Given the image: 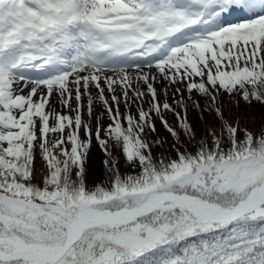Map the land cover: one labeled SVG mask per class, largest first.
Instances as JSON below:
<instances>
[{
	"label": "snow or ice",
	"instance_id": "6c2138e0",
	"mask_svg": "<svg viewBox=\"0 0 264 264\" xmlns=\"http://www.w3.org/2000/svg\"><path fill=\"white\" fill-rule=\"evenodd\" d=\"M225 97L264 104V0H0V264H264V128L228 121ZM187 101L218 121L207 135ZM155 120L173 155L153 154ZM93 138L129 171L106 160L89 188Z\"/></svg>",
	"mask_w": 264,
	"mask_h": 264
},
{
	"label": "rangeland",
	"instance_id": "374dc122",
	"mask_svg": "<svg viewBox=\"0 0 264 264\" xmlns=\"http://www.w3.org/2000/svg\"><path fill=\"white\" fill-rule=\"evenodd\" d=\"M158 75V74H157ZM166 83V82H164ZM157 90H158V95L160 97V100H161V103H163L165 100H167L169 103H172L173 104V107H176L175 103H174V99L175 98H178V94L175 93V88H169L168 90V93L167 95H165V92H164V86L160 83H157ZM181 87L183 88V85H181ZM27 91V90H25ZM106 95L109 97V103H112L110 97H111V94L110 93H106ZM116 95L118 96H121V93L119 90H117V93ZM187 91L185 90L184 91V97L185 99L187 98ZM87 95H85L82 100H83V105H84V114H83V119L88 122L92 129L95 130L97 127H100V128H104L108 125V123L110 122L109 121V117H108V113L106 112L105 110V107L104 105L101 103V101L98 99V95L96 94V96L93 98L94 99V104H93V108H92V115L89 116L88 115V112H87ZM195 98V97H194ZM149 98L146 96L145 97V100H148ZM200 100H201V103L202 105H204V98L203 97H200ZM86 102V103H85ZM224 105H227V107H224V114H225V118L230 121L232 118L230 116L233 115V112H232V108H230L228 106L229 104V101L227 98H224ZM130 103V107H131V112L132 114L135 116L138 109H137V104L135 103H131V101H129ZM188 103V113H187V116H188V120L190 119V116L189 114L194 112V109L192 107V102L191 101H187ZM51 104L52 106H54L57 110H61L65 113L68 112V109L66 108H62L61 105H60V102H59V98L57 96H53L51 98ZM235 104V102H234ZM236 105V104H235ZM255 108L256 109H259V104L256 102L255 104ZM73 106H75V101H73ZM113 107L115 108V105L113 104ZM148 107L147 104H145V109ZM250 105H247L245 106L244 104H239L238 105V112L239 114L237 115L238 116V120L242 121V122H245L246 121V124H248L250 126V128H255V127H259V128H264V107L260 108V110L258 111V113L256 112H253V114L250 113V110L251 108ZM237 108V109H238ZM255 108H253V110H255ZM120 111L122 113H126L127 109L125 107V104L123 102V97L121 96V103H120ZM177 111H180L179 108H177ZM246 113V114H244ZM230 115V116H229ZM198 116L197 113H194L193 114V117L196 118ZM208 116L211 117V114H209ZM164 117L165 119L168 121H174L176 120V118L174 117V115L171 113V112H166L164 113ZM215 126L214 123H212V128ZM103 132H101V136L103 137ZM80 136H81V139H84L85 138V133L83 131V129L81 130L80 132ZM107 148V154H110V155H113L115 153V150L117 149V145L114 141H109V143L102 147L100 144H99V141L95 140V138L92 139V143L88 149V152H91V151H94L92 152L94 154V156L96 157L97 160L95 161H92L91 164V170H92V174L93 176L95 177V179H102L100 181L104 182L106 179H103L104 177H102V165L100 164L101 162H99L100 158H101V155H99L100 153L99 152H102V151H105L104 148ZM99 155V156H98ZM37 165L38 169H39V178L37 180H35L34 182L35 183H40L41 181V178L44 176L43 175V171H47V168H46V165H45V162L41 159L40 157V154L39 152H37V158H36V162H35V166ZM43 168H46L45 170H43Z\"/></svg>",
	"mask_w": 264,
	"mask_h": 264
},
{
	"label": "trees",
	"instance_id": "16d2710c",
	"mask_svg": "<svg viewBox=\"0 0 264 264\" xmlns=\"http://www.w3.org/2000/svg\"><path fill=\"white\" fill-rule=\"evenodd\" d=\"M225 98H227V97H225ZM240 104H244L245 106L250 105L251 107H249V108H251V110H250L251 114H253V112L258 113L260 108L264 107V104L258 103L260 108L256 109L255 108L256 102H254L252 104H246L243 101H241ZM202 106H204V105H202ZM228 106L230 108H232V112H233L232 116L229 115L232 118L230 120V122H238L242 127L247 128V129H249L251 131H254V132H259L260 131L261 128H259V127L250 128V126L248 124H246V121L242 122V121L238 120V116L237 115L239 114V112H238L239 108H238L237 105L234 104V102L229 103ZM224 107H227V105H224ZM253 108H255V110H253ZM193 109H194V112L189 114V116H190L189 122H191L194 125L197 137L199 138V137L207 135L206 128L208 130H210L212 128V123H214L213 122V116H212L211 113H209L207 111H204L203 112V117L201 118L200 110H197L194 107H193ZM194 113L198 114V116L196 118L193 117ZM209 114H211V117L208 116ZM244 114H246V113H244ZM154 122L156 123L157 132L153 133L151 138H153V139H166L167 143L164 144L163 148H160V147L154 148L153 149V154L156 155V156H159L160 154H163L165 156L173 155L174 153H173V150L171 148V145L175 142V138L171 137L165 131L163 126L160 124L159 120H155ZM168 122L173 128H178L176 120H174V121H169L168 120ZM216 124H218V121L215 122V125ZM188 147L191 150L192 146L188 145ZM92 152H94V151H91V152L87 153V158L85 160V165H84L85 166V172H84L85 182H86V184H87V186L89 188H93L95 185L103 183L102 181H100L102 179H95V177L92 174L91 164L90 163H92V161L97 160ZM99 153H100L99 155H101V158H100L99 162H101L100 164L102 165L101 172H102V177H104L103 179H106L107 177H109L111 175V173L108 171L107 165L105 163L106 160H108V161L119 160L120 161V164H119L120 171L122 173H127L129 171V169L127 168V166L124 163V158H123V156L121 154V150H120L119 146H117V149L115 150V153L113 155L106 154L105 151H102V152H99ZM107 153H109V152H107ZM45 169L46 168H43V170H45ZM46 174H47V171H43V175H46ZM35 177H36L35 180H37L39 178V169H38L37 165L35 166Z\"/></svg>",
	"mask_w": 264,
	"mask_h": 264
},
{
	"label": "bare ground",
	"instance_id": "6f19581e",
	"mask_svg": "<svg viewBox=\"0 0 264 264\" xmlns=\"http://www.w3.org/2000/svg\"><path fill=\"white\" fill-rule=\"evenodd\" d=\"M96 94H97V90H96L95 88H92V89H91V95H92V97L94 98V97L96 96ZM87 99H88V98H87ZM87 99H86V100H87ZM82 102H83V100H82ZM85 103H86V102H85ZM83 104H84V103H83ZM93 107H94V106H93ZM93 107H92V108H93Z\"/></svg>",
	"mask_w": 264,
	"mask_h": 264
}]
</instances>
